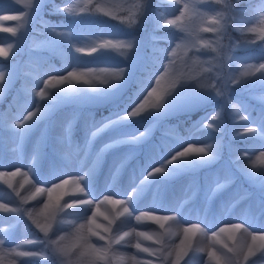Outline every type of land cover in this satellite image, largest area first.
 Listing matches in <instances>:
<instances>
[{"label": "rangeland", "instance_id": "1", "mask_svg": "<svg viewBox=\"0 0 264 264\" xmlns=\"http://www.w3.org/2000/svg\"><path fill=\"white\" fill-rule=\"evenodd\" d=\"M45 1L39 0L40 8ZM117 1L126 10H129L127 12L129 18L132 19L130 24L99 32L94 24L84 26L81 23V26L85 28L79 29L76 26L74 32L75 46L84 49L93 47L98 49L104 41H113L114 46L101 47L100 49L101 56L106 55L111 58L99 61H79L75 48L71 50L62 44L51 43L52 36L49 26L59 24L45 21L44 35L30 34L31 29L34 28L32 22L36 16L32 17L28 24L21 26L24 14L30 11L25 7L26 0H20L19 3L17 0H0V17H9L8 19L0 18V29L13 30H0V56L9 57L19 49L26 54L25 62L21 63L18 60L16 63L0 65V72L5 74L6 79L9 70L15 69L17 73L9 87L0 90L1 99L4 91L12 88L18 79L20 70L22 72V88L15 91L13 98L16 111L10 108L0 118V173H5L0 175V203L7 202L11 207L15 206V203L23 201L20 205L21 208L31 211L34 219L43 222L44 209L41 202L47 201L48 195L47 193H35L32 183L48 187L59 179H67L68 184L52 194L53 201L59 196L60 202L63 203L64 200L76 199L82 195L73 183L75 176H80L83 177L81 184L87 193V198L94 202L103 199L104 196H112L114 199L125 200L133 215L149 211L154 212L155 215L163 214L175 217L174 220L165 221L164 227L161 228L159 223L146 218L140 222L124 218L127 214L123 213L121 205L104 204L99 208L98 223L103 221L106 225L105 217L109 219L115 217L113 227L118 224L116 227L121 231H128L131 226H135L137 231H144L153 238L163 233L164 240L171 246L169 250H173L184 239L183 229L199 222L200 228H204L208 235L205 236L204 232L200 230L189 234V239L186 241L191 245L189 255L183 257L180 264H185V262L186 264H215L214 259L207 254L208 251H215L219 247V245L213 246L212 232L219 231L220 227L230 228L233 223L238 222L245 223L251 231L264 232V214L257 215L259 209L264 208V187L259 184L256 187L258 189L256 193L247 191L245 186L239 182L236 174V169L242 166H246L257 174L260 170L257 165L258 160H264L259 152L254 154V150H264L261 148L264 141L260 139L261 136H264V127L258 123V116L264 112V103H262L264 86L248 85L247 81L251 78L240 76L244 71L242 66L233 65L230 68H222L221 64L214 59L217 53L213 51L203 52L200 49L199 51L196 49L188 51L184 48L182 41L176 37L185 35L180 26L186 23V18L177 19L180 17V11H175L177 5H174L172 0ZM77 2L78 0H71V3ZM183 2L186 0H181L179 5L181 10ZM162 4H164L163 21L174 19L177 23L169 25V31L159 35L154 31L152 21L155 7ZM207 10L212 11V9ZM254 16L256 21L262 18L261 14L252 13L246 14L243 19H250ZM12 17H17V19ZM73 23L76 24V21L73 20L72 23L63 25ZM197 23L199 24V21ZM257 26L255 21L252 25H248V27ZM28 36L31 40L28 39ZM256 36L253 33L251 37L256 41ZM217 37L216 34L211 33V39ZM158 39H166L167 44H158ZM218 43L221 45L220 38ZM128 44H131L132 47L129 48ZM156 44L159 45V49L167 50L168 58H172V52L175 50V68L178 73L182 72L194 77L193 82L198 88L211 90V85L218 84V91L223 95L198 89L193 83L183 84L166 99L163 107L159 110H150L141 116L131 117L129 114L143 98L146 87L150 86V83L142 84L140 88L133 91V100L122 111L95 121L91 114L84 111L83 107H78L75 113L54 115L57 105L54 103L56 96L53 92L44 101L36 94L44 88L43 80L48 79L51 70L57 69L55 66L47 67L43 63L52 52L64 60L66 66L62 69L65 72L60 73L64 75H67V71H71L75 67L76 70H81L91 77L96 76L99 79H104L105 73L98 70L89 72V68L127 69L121 81L110 82L106 88L97 85L94 94H86V99L79 98L75 101V104L80 106L83 103L91 106L109 103L117 99L129 87L136 68L141 61L150 57L152 48L157 46ZM177 44H181V47L177 48ZM242 49L245 48H236L235 52L240 57L253 58L249 62L254 63L255 58L261 56L258 48L247 50V53H241ZM186 52L187 55H185ZM131 55V59H127ZM207 56H212L213 59L205 63L204 58ZM155 63L161 73L163 72L162 65L168 67L169 71L172 70L169 60L163 55H160V59ZM211 69L214 73L212 77ZM230 71L240 77L242 83L240 85L233 84L231 91H225L223 83L217 77L227 79ZM168 84V78L165 77L159 87L163 89ZM34 85L36 86L34 92H31L30 95L24 94V90L31 89ZM57 86L63 88L68 84ZM48 91L51 90L47 89L46 92ZM240 94L245 96L240 97ZM151 99H155V97ZM208 102H213L212 109L203 113L185 135H178L174 127L162 128L158 126L159 119L196 112ZM37 104L41 108L42 115L30 122L24 130H20L19 122L24 120L28 112L35 111ZM149 107L150 104L146 106V110ZM212 115H217V119L211 122L218 126V132L203 126L211 120ZM230 116L231 119H229ZM241 116H250L249 123L242 120ZM114 118L116 119L110 122ZM77 123L82 128L80 136L73 134ZM124 123L127 125L124 126ZM225 126L228 135L233 139L243 136L250 137L251 133H246L245 130V127L248 126L257 128L259 135L254 137L257 139L247 148L239 143L228 142L226 144L228 159H219L213 163L211 169L203 173H200L197 164L202 167L210 166V164L193 158L169 165L163 175L149 176L154 168L164 165L187 145L203 147L205 144L211 143L215 145L214 150L219 154L217 145L219 132ZM157 129L160 134L156 133ZM142 132L145 135L140 137ZM94 133L95 135H93ZM154 135H156V140L165 141L163 149H160L156 140L152 138ZM169 136L177 139H169ZM135 137L140 138L136 140ZM243 153L254 154L252 160L247 161L246 165L244 162L247 160V156ZM238 156L240 159H237ZM102 162H104V168L100 172L99 167ZM184 164H190L191 169L181 174L179 166L183 167ZM226 170L236 177L235 183H229L213 194L218 183H225L223 178ZM96 174L100 175L99 178ZM200 180H203L204 186L200 185ZM17 192L19 196H17ZM210 196L211 199H209ZM67 213L59 215H64L65 219H79L80 222H83L84 218L91 215V208L81 206L68 209ZM18 219L19 215L16 213L0 212V239L6 241L5 252L15 248L25 239L37 238L36 234H29L26 231L27 224L37 228L27 214L25 213L23 217L24 221L21 220L17 223ZM5 232H8L9 235L5 236ZM234 235L237 241L250 242V237L244 233L243 229L237 230ZM227 237L228 233H222L220 239L223 241ZM201 238L204 239L203 244L200 243ZM260 243L257 240L258 247ZM144 244L158 247V245L152 244V240H146ZM23 247L31 246L24 245ZM123 252L129 257L146 255L137 253L134 246L123 249ZM8 255L13 258L15 264H21V261L24 260L14 254ZM148 259L155 261L156 258L148 257ZM250 260V264H264V255L258 254L257 257H250ZM128 264H132V262L129 260ZM160 264H175L174 255L162 258Z\"/></svg>", "mask_w": 264, "mask_h": 264}, {"label": "snow or ice", "instance_id": "2", "mask_svg": "<svg viewBox=\"0 0 264 264\" xmlns=\"http://www.w3.org/2000/svg\"><path fill=\"white\" fill-rule=\"evenodd\" d=\"M19 3L20 0H17ZM223 0H186L183 2L182 10L179 7L181 0H172L174 5H177L175 11H180V18H186V23L181 25V29L184 32L183 37H176L182 41L183 47L188 51L196 49L198 44H202L204 47L211 48V51L217 53L214 59L221 64L222 68H230L233 65L242 66L244 71L240 74L243 77H249L247 81L248 85H260L264 86V27H259L260 43H257L252 37H244L243 42L238 44H232L231 42L227 45H220L218 43L219 37L216 39H204L201 36L197 35V32L203 33H220L224 39H230L228 31H226V25L229 21H232V14L235 12L237 14V9H233L229 4H223V9L218 10L217 5L221 4ZM25 7L30 11L26 12L22 18L21 26L28 24L32 17L37 16L40 11L39 0H26ZM96 9L99 10L98 6L91 3V0H78L77 3H71V0H68V6L64 8L56 7V12L68 13L70 17L76 20H82L86 17L95 16ZM207 9H213L209 11ZM255 12H260L262 18L259 21H256L255 16L250 19H243L241 21H232L233 24H237L238 30L241 33L251 32L256 33L257 27H248L252 25L254 21L258 26L264 25V6L260 8H255ZM227 12L228 15L225 17L224 13ZM2 19H8L9 17H0ZM17 19V17H12ZM199 21V24L197 23ZM167 25H176L177 21L174 19H169L166 21ZM76 24L70 25H54L50 27V33L52 36L51 43L64 45L69 49L75 48L76 52L82 51V48L76 47L74 44V32L76 30ZM3 31H13L12 29H0ZM213 45H216L213 47ZM114 46L113 41L108 40L104 41L101 47ZM129 48L132 47L131 44L127 45ZM177 48L181 47V44L176 45ZM236 48H258L261 52V56L255 58V62H249L253 58H244L237 55L235 52ZM95 51V48H93ZM134 53V52H133ZM152 53L154 55V62L160 59V55H163L164 58L169 60V65L172 66V70L169 71L168 67H163V72H160L158 68L157 72L153 73L149 77L150 86L146 87L143 98L139 104L133 109L129 114L131 117L141 116L150 110H159L163 107L166 99L170 97L174 91H176L181 85L193 83L197 87L196 83L193 82L194 77L191 75H186L182 72H177L175 68V50L172 52V58H168L167 50H161L157 46L152 48ZM101 54V53H100ZM187 55V52L185 53ZM132 55L127 59H131ZM191 59V57H188ZM207 62V61H205ZM100 71L105 73V78L99 81V85H110V82H119L125 76L127 69L125 68H89V72ZM65 72L64 69H52L48 74V79L43 80L44 88L40 89L36 93L41 100H47L49 94L52 91L46 92L47 89H71L72 87H63L56 88V85L67 83L71 85L73 80H78L76 68H72L71 71H67V75L60 74ZM55 73V74H51ZM259 75H256V74ZM17 73L15 69L9 70L7 79L3 72H0V90H3L6 87H9L10 83L14 78H16ZM168 78L169 84L167 87L160 89L161 81ZM221 83L224 85L225 91H231L232 85H240L242 80L240 77L233 74L231 71L227 79L222 77H217ZM154 82V83H153ZM85 84H89L90 88H96L91 80H85ZM198 88V87H197ZM219 85H211V90H206L198 88L207 92H216V95H223L218 91ZM36 90L34 85L31 89L24 90V94L30 95L31 92ZM146 93V95H145ZM155 97V99H151ZM151 101V102H150ZM150 104L148 110L146 106ZM246 111V109H245ZM42 115L41 108L39 104L35 107V111H30L24 117L23 121H20L18 127L20 130H24L30 122L39 118ZM126 118V117H125ZM217 115H212L211 120L206 122L203 126L214 132H218L219 128L217 125L213 124L211 121H215ZM242 120H246L247 124L250 121V116H241ZM258 123L261 127H264V112L258 116ZM246 133H251L250 137L258 136V129L255 127H245ZM95 135V133L93 134ZM145 133H140V137H143ZM140 137H135L134 139L138 140ZM260 139L264 141V136H261ZM261 148L264 149V143H262ZM214 144H205L203 147H196L195 145H187L182 148L179 152L173 155L172 159L167 161L164 165L154 168L149 176H158L163 175L166 168L171 165L180 162L181 160H191L193 158L200 160L205 164L215 163L220 159L219 154L214 150ZM260 153L261 158H264V150L255 151ZM247 156V160L244 164H247V161H251L253 155L249 153H243ZM237 159H240L238 156ZM254 167V165H253ZM242 175L248 177H254L256 173L249 170L246 166H242L237 169ZM5 173H0L4 175ZM15 175V173H12ZM259 178L261 180V187H264V171L259 173ZM83 177L75 176L73 183L79 189V192L82 193L76 199L64 200L63 203L60 202V197L58 196L55 201L52 199L53 192L57 191L68 184L67 179H59L58 181L51 183L48 187H41L37 183H32V188L34 192L47 193L48 200L42 201L43 203V222L38 221L33 218V213L26 209L21 208L23 201L15 203V206H9L7 202L0 203V212L5 213H16L19 215V219L16 221L19 223L21 220L24 221L23 217L25 213L28 218L44 233V239H25L18 244L15 248L9 249L5 252L6 241L5 239H0V253L4 254H14L16 257L26 258L21 261V264H36V261L39 259H46L50 261V264H128L130 260L132 264H160L162 258L172 257L174 255L175 264H180V261L183 257L189 255L190 244H187L186 241L189 239V234L200 230L204 232L205 236L208 233L204 228H200V223H193L189 227L183 229L184 239L181 240L180 245L175 246L173 250H169L171 246L167 244L164 240L163 233L156 235L155 238L150 236L144 231H137L135 226H131L128 231H121L118 227H113V221L115 217L107 220L105 225L103 221L97 222L99 213V208L104 205H121L123 207V213L127 215L124 218L135 219L137 222H140L143 219L153 220L160 224V227H164V222L168 220H174L175 217L169 215H155L154 212L143 211L139 215H133V212L130 210L127 202L122 199H114L112 196H104L103 199H100L94 202L92 199L87 198V193L82 187L81 181ZM224 184H217L216 190L224 188L227 184L235 183L236 177L230 172L225 171L224 173ZM34 181V179H33ZM11 187V185H9ZM17 196L19 193L17 192ZM211 199V196L209 197ZM81 206H86L91 208V215L83 219V222H80L79 219H65L64 215H59L60 213L68 214V209H75ZM259 208V205H258ZM123 213H121L123 215ZM264 214V208H260L257 212V215ZM177 223H179L177 221ZM243 229L244 233L250 237V242H240L236 240L235 232L237 230ZM222 233H228L226 240L221 241L220 237ZM5 236H8L9 233L5 232ZM211 239L213 241V246L219 245L215 251H208V255L214 259L215 264H250V257H257L259 255H264V232H254L249 230L245 223H233L231 227H220L219 231H214L211 233ZM152 240L153 245H158V247H153L152 245H145L144 241ZM259 240L261 243L259 247L256 242ZM134 241V243H133ZM102 242V243H100ZM24 245H30L31 247H23ZM43 245V247H40ZM134 246L137 250V253H144L145 256L132 255L127 256L123 249L127 247ZM20 249V250H18ZM148 257H155V261L148 259ZM186 264V262H185Z\"/></svg>", "mask_w": 264, "mask_h": 264}, {"label": "trees", "instance_id": "3", "mask_svg": "<svg viewBox=\"0 0 264 264\" xmlns=\"http://www.w3.org/2000/svg\"><path fill=\"white\" fill-rule=\"evenodd\" d=\"M264 0H223L221 4L217 5L218 10L223 9V4H229L233 9H237V14L233 12L232 14V21H241L246 14H252V13H258L255 12V8H260L263 6ZM92 4H95L98 6L99 10L97 11L94 9L95 16L86 17L82 20H76L77 28L84 29L86 25L94 24L96 29L99 32H102L104 30H110L115 29L118 27H122V25L130 24L132 22V19L129 18V13L117 0H91ZM68 4V0H46L44 4L41 6L39 13L37 14L36 18L32 22V25H34V28L31 29V33L41 34L44 35L45 31V21L51 24H69L72 23L74 20L72 17L69 16L68 13L64 12H56L55 8L60 7L64 8ZM163 7L164 4L155 7V10L153 11V27L154 31H156L159 35H162L164 33H167L170 28H168L169 25H167L166 21H163ZM213 10V9H212ZM225 17H227L228 13H224ZM262 15V14H261ZM127 21V22H126ZM232 21H229L228 25H226V31H228V35L230 39H224V37L220 33H214L216 34L220 40L221 45H227L230 42L232 44L243 42L244 37H251L253 33L251 32H244L241 33V31L238 30L237 24H233ZM126 22V23H124ZM81 23H83L84 26H81ZM257 32L255 33L256 36V42L260 43V35H259V27H264V25L257 26ZM251 34V36H250ZM198 36L203 37L204 39H211V32L209 33H203V32H197ZM29 37V36H28ZM31 40V38H28ZM158 44L164 45L167 44L166 39H158ZM157 47L159 48V45ZM25 47V46H23ZM197 47L200 49V51L206 52L211 51V48L204 47L202 44H198ZM214 47V46H213ZM95 48V47H93ZM93 48L90 49H84L82 48V51L77 52V59L79 61L83 60H103L106 58H111L110 56L103 55L101 56V46L97 49L95 48V51H93ZM253 49V48H250ZM250 49H242L241 53H247V50ZM256 49V48H254ZM153 53H151L149 58L144 59V61L140 62V65L136 68L135 74L132 78V81L129 85V87L120 95L117 99L106 103L104 105L100 106H91L87 103H83L81 106L75 104L76 100H79V98L86 99V94H94L96 91V88H90L89 84H85V80H91L94 84L99 85V81L102 79H99L98 77L94 76L91 77L90 75L82 72L81 70H76L78 80H73L71 85L68 84L67 87H72L71 89H50L53 94L56 96L54 103L57 105L56 111L54 115L62 114V113H75L78 107H83L84 111L87 114H91L92 118L96 121L98 119H101L103 117H107L108 115L114 114L116 112L122 111L128 103H130L133 100V91L140 88L142 84H149V77L151 74L155 73L158 69V65L153 60ZM49 58L45 59L43 61L44 65L47 67L55 66L57 69H62L66 66L64 60L52 52L49 53ZM212 56H207L204 58V61H212ZM25 62L26 60V54L24 51L16 50L14 51L9 57H2L0 56V65L1 64H12L16 63L17 61ZM206 63V62H205ZM204 63V67L206 68ZM211 77L214 75L212 69L210 70ZM21 76L22 72L20 70L18 79L14 82V85L12 88H8L4 91V94L2 96V99L0 98V118L4 115V113L9 110L10 108L13 111H16V108L14 106V94L15 91L19 88H22L21 86ZM94 79V81H93ZM107 87V85H100V87ZM56 88H62L60 86H57ZM244 94H240V97H244ZM264 97V96H263ZM262 103H264V98H262ZM213 102H208L201 106L200 109L196 112L192 113H182L174 117H167L163 119L158 120V126L159 127H174L176 129V132L179 133V135H185L190 127H193L194 124L199 120V117L203 113H206L213 107ZM11 106V107H10ZM148 118V117H146ZM232 117L230 116L229 119ZM116 118L110 120V122L114 121ZM228 120V119H227ZM230 121V120H228ZM124 126L127 124L124 123ZM156 133H159V130H156ZM73 134L76 136H80L82 134V128L80 127V124L77 123L73 129ZM156 134V135H157ZM160 134V133H159ZM156 135H154L152 138L156 140ZM177 139V138H173ZM257 138L254 137H245L238 139L230 138L228 135L226 126L225 128H222V130L219 132V142H218V148H219V156L220 159H228V149L226 144L228 142H233L236 144H242L244 147H249V144H251L254 140ZM156 144L159 146L160 149H163L165 141L162 140H156ZM103 165V163H101ZM101 165L99 169L101 168ZM213 163L210 164V166L202 167L200 164H197L198 169L201 171L200 173H203L204 171H207L213 167ZM257 165L260 167L259 172L254 177H248L246 175H242L240 172L236 169V174L238 176L239 182L245 186L247 191H254L255 193L258 191L256 188L259 184H261V180L259 178V173L264 171V160L259 159ZM181 174L186 173L191 169V165H183V167L179 166ZM198 173V174H200ZM203 177V176H202ZM204 178V177H203ZM202 182V184H201ZM252 183V184H250ZM203 180H200V185H203ZM204 186V185H203ZM26 231L29 234H36L37 237H39L41 240L44 239V233L40 231L39 228H35L32 225L27 224ZM43 247V245H41ZM26 259V258H24ZM0 264H15V261H13V258L10 257L8 254L0 253ZM36 264H50L49 260L46 259H39L36 261Z\"/></svg>", "mask_w": 264, "mask_h": 264}, {"label": "bare ground", "instance_id": "4", "mask_svg": "<svg viewBox=\"0 0 264 264\" xmlns=\"http://www.w3.org/2000/svg\"><path fill=\"white\" fill-rule=\"evenodd\" d=\"M201 240H202V241H201ZM203 241H204V239H203V238H201V239H200V243H201V244H203Z\"/></svg>", "mask_w": 264, "mask_h": 264}]
</instances>
